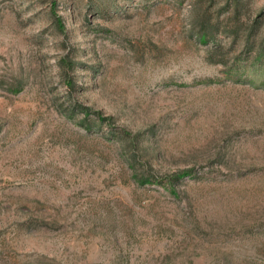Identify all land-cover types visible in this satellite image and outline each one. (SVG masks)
I'll use <instances>...</instances> for the list:
<instances>
[{
  "label": "rangeland",
  "instance_id": "374dc122",
  "mask_svg": "<svg viewBox=\"0 0 264 264\" xmlns=\"http://www.w3.org/2000/svg\"><path fill=\"white\" fill-rule=\"evenodd\" d=\"M226 1L0 0V264H264V0Z\"/></svg>",
  "mask_w": 264,
  "mask_h": 264
},
{
  "label": "trees",
  "instance_id": "16d2710c",
  "mask_svg": "<svg viewBox=\"0 0 264 264\" xmlns=\"http://www.w3.org/2000/svg\"><path fill=\"white\" fill-rule=\"evenodd\" d=\"M226 4L228 5V7L230 9H233V11L230 12V14H232L230 16L231 19H234L236 21L237 18H239L237 15L238 13L245 7V1L243 0H227ZM219 20V19H218ZM218 20H214L209 14H207L206 11H200L199 9H197V16L195 18V22L198 23V21L203 25L202 30L198 36H200L201 38H203L204 42L206 43H210V42H214V49L215 52L221 56V61H224V56L226 54V52L224 50H222V47L220 44H218L217 42H215V37L217 35V32L219 30V25L220 21ZM59 24H61L60 22H58ZM257 25L258 24H252L250 26H248L247 29V35H246V44L248 46V48L250 49H255L257 48V42L255 40H253V42L250 43V38L253 37V35L255 34V32L257 31ZM235 37H240V33L237 32L235 35ZM261 49L260 51H263L264 53V40L261 41ZM68 65L70 66V68H72V63H68ZM86 109H89L86 107ZM99 119L103 120V117H98ZM148 180H150V178H148Z\"/></svg>",
  "mask_w": 264,
  "mask_h": 264
}]
</instances>
